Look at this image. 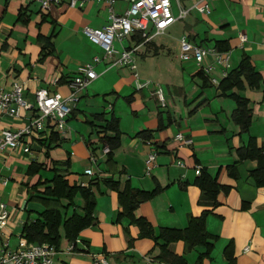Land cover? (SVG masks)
Wrapping results in <instances>:
<instances>
[{"label":"crops","instance_id":"1","mask_svg":"<svg viewBox=\"0 0 264 264\" xmlns=\"http://www.w3.org/2000/svg\"><path fill=\"white\" fill-rule=\"evenodd\" d=\"M171 1L175 16L181 9L188 10L187 15L177 19L160 41L151 39L138 44L141 52L153 49L152 55L141 58L170 55L173 50L168 38L173 36L178 37L179 58L183 35H188L192 43L211 47L218 40H227L231 48L228 67L218 65L212 55L204 60V66H215L208 74L209 79L214 76L218 80L212 84L208 78L206 84L197 74L200 66L195 61L180 60L185 63L180 71L182 78L177 82L168 80L166 106H162L155 95L162 77H142L138 71L142 79L152 82L137 90L132 69L114 65L85 34L86 27L101 28L108 23L107 0H86L77 7L63 0L49 10H42L37 0H0V89L22 85L23 97L31 106L21 110L19 117L0 108V131L19 129L34 118L38 89L69 95L68 82L81 65L92 64L98 74L77 93L78 100L63 131L47 126L28 138L30 152L22 148L0 152V203H6L9 210L8 219L0 226V246L8 242L11 248L13 238L19 239L13 248L32 243L22 234V227L45 209L39 200L29 201L37 192L33 187L40 179H52L57 169L70 183H91L96 207L93 224L77 237L81 241L77 250L68 252L73 241L63 238L53 264H93V255L98 253H104L110 264H173L158 258L162 240L140 237L139 227L129 217L120 219L119 192L109 186L108 180L117 181L120 190L127 181L142 190H153L157 185L164 189L134 211L136 217L150 221L156 235L163 227L185 228L190 214L211 210L206 227L218 239L202 264H228L224 250L230 242L234 247L233 264H264V185L257 186L250 175L257 162L241 161L237 176L228 169L239 161L237 150L252 136L259 146L264 144V0H206L211 8L209 13L195 7L198 0ZM130 3L131 0H116L112 7L123 13ZM137 33L142 36L135 31L118 42L135 46ZM241 34L247 37L244 42ZM244 55L250 57L262 76L259 88H251L244 80L243 89L227 92H236L249 100L252 122L245 132L233 119L236 100L222 95L219 88L223 71L238 67ZM194 63L198 68L193 69ZM188 75L190 87L186 83ZM112 117L119 121L120 136L108 161V154L102 151L106 144L102 137L103 126ZM161 124L163 128H159ZM179 133L192 139V143L185 145L177 140ZM153 152L157 153L156 161L148 173L146 159ZM179 160L184 165L178 164ZM32 163L43 164V168L30 173ZM198 166L229 189L218 193L215 206L200 202L201 189L195 183ZM88 168L93 169V175L86 174ZM31 201L37 202L33 204L36 206L24 212ZM83 204V198L77 195L75 206L62 211L66 216L75 210L84 214ZM168 248L188 264H196L199 255L206 251L201 245L190 248L183 240L171 242Z\"/></svg>","mask_w":264,"mask_h":264},{"label":"built area","instance_id":"2","mask_svg":"<svg viewBox=\"0 0 264 264\" xmlns=\"http://www.w3.org/2000/svg\"><path fill=\"white\" fill-rule=\"evenodd\" d=\"M42 10H49L53 4H59L63 0H37ZM86 0H69V6H83ZM116 0H107L110 6L109 20L101 28L86 27L84 32L88 38L98 44L104 51L106 57L112 59L114 65H127L134 74V83L137 90L149 86L150 79H142L137 71L134 52L140 45L118 49L115 41L122 42L135 31H140L146 41L153 39L156 35H161L179 18H184L188 10L181 9L178 16L172 11L171 0H131L129 7L123 13L114 11L112 5ZM204 2V3H202ZM195 7L202 13L211 11L210 5L206 0H198ZM241 41L247 39L245 34L240 35ZM212 55L215 62L221 67H228V52H220L215 47L204 46L192 43L188 35H183L180 39V59L182 61H195L206 75L210 74L214 65L204 66V60ZM100 61V57H96ZM227 70L223 71V77L227 75ZM98 77L92 64L81 65L77 73L69 80L71 88L69 95H63L59 91H49L40 88L36 91V115L24 127L16 130L4 129L0 131V152L5 149L22 148L25 152H30L28 138L35 132L44 130L51 126L59 131H63L68 118L76 105L77 93L86 88L87 85ZM212 83L218 82L217 78L210 76ZM24 88L20 84H15L11 90L0 89V108L4 113L14 117L21 115V110L30 108V104L23 97ZM155 95L162 106H166L165 89L158 84ZM15 105V107H13ZM175 138L185 145H190L192 139L183 133H179ZM104 154L110 152V146L105 144L102 148ZM157 153H151L146 159L148 173H150L156 161ZM178 164L184 165L179 160ZM86 174L93 175L92 168L86 169ZM196 173H201V166L196 168ZM9 210L7 204L0 203V226L8 219ZM76 239L68 247L67 251L72 252L75 245L80 243ZM58 248L48 242L44 243H26L23 246L9 248L8 242L0 246V264H53L54 258L58 253ZM93 264H110L108 257L104 253L93 255Z\"/></svg>","mask_w":264,"mask_h":264},{"label":"trees","instance_id":"3","mask_svg":"<svg viewBox=\"0 0 264 264\" xmlns=\"http://www.w3.org/2000/svg\"><path fill=\"white\" fill-rule=\"evenodd\" d=\"M135 39L137 45L145 40L139 33L135 35ZM214 47L220 52H228L231 48L227 40L216 41ZM197 74L205 79L206 84H208V81L212 84L208 75L202 69H199ZM207 78L208 81L206 80ZM244 80L247 81L251 88H259L262 80L260 72L255 68L248 55H244L239 66L228 71L227 75L219 83L222 95H230L236 100L237 107L233 113V119L240 125L243 132L249 130L252 122V110L249 106V100L236 92L230 94H227V92L234 88L239 90L243 89ZM118 122L117 117H112L103 126L105 134L102 138L110 146L108 161L111 160L113 149L119 144L120 130ZM159 128H163V125L161 124ZM109 133L113 135H109ZM237 152L239 161L228 166L230 173H234V176H237L238 164L241 161L246 159L256 160L257 167L250 171V175L254 178L257 186H263L264 144L259 146L256 138L252 136L249 142L241 146ZM41 168H43V164L32 163L29 167V172H38ZM55 170L56 172L52 179H40L34 185L33 188L37 192L30 197L29 201L37 199L44 205L45 209L39 213L36 219L26 221L22 227V234L30 242H48L55 245L59 250L63 238L75 242L79 233L93 224L96 196L92 190L91 183L88 185L70 183L57 169ZM107 183L119 192V201L122 205V212L119 214L120 219L122 217H129L131 223L139 227L140 237H150L155 239L156 242L162 240L160 244L161 252L158 255L160 260L173 264H188L185 258L175 255L168 248L171 242L177 240H183L190 248L197 245L206 248V251L199 255L196 264H202L205 258L210 257L215 242L218 239V236L210 233L206 227V219L211 210L205 209L199 215L190 214L188 217V225L185 228L163 227L156 235L150 221L145 217H136L134 211L142 202L154 198L162 190V187L157 185L153 190H142L132 187L129 181H127L124 188L120 190L117 181L108 180ZM195 183L201 189L200 202H208L214 206L218 204V193L221 190H229L228 187L221 185L216 177L211 176L204 170H201V173L195 179ZM42 185L45 187L40 189L39 187ZM77 195H81L84 200L82 207L84 214H79L75 210L71 215L66 216L62 209L75 206V198ZM62 199H66L67 203L62 202ZM76 247L77 244L74 250H77ZM224 256L228 264L235 262L232 242L226 246Z\"/></svg>","mask_w":264,"mask_h":264},{"label":"rangeland","instance_id":"4","mask_svg":"<svg viewBox=\"0 0 264 264\" xmlns=\"http://www.w3.org/2000/svg\"><path fill=\"white\" fill-rule=\"evenodd\" d=\"M163 36H164L163 34L156 35L153 39H155L156 41H160L161 37H163ZM173 38H175V39H173ZM173 38H168V41L170 43H172V50H173V52H171L170 55H168V53H167L166 55H162L160 57L150 56L149 58H141V56L146 57L148 55H152L153 49L145 50V51L141 52L140 47H139V49L136 52L137 56L135 54V57H134L135 62H136L137 67H138L137 71L140 72L142 77L143 76L153 77L154 75L158 76V77H162V81H161L162 83L161 84L164 87L166 94H168V80L170 79L171 82L180 81V79L182 78V74H181V72L183 71L182 68H183V65L185 64V63L182 64L180 62L181 59L179 58V48L177 46L178 37L176 38L173 36ZM124 40H126V38ZM115 44L116 45L118 44L117 45L118 49L123 48V46L120 45V43L118 41H116ZM138 53L140 54V56H138ZM171 61H173V62H171ZM196 65L197 64L194 63L193 69L198 68V65L197 66ZM167 67L170 68L169 72L165 71ZM187 77H189V78H187L186 83L190 87V86H192V83L190 80L191 76L188 75ZM174 78H175V80H174ZM171 84L172 83H170V86H172ZM91 108H94V105ZM46 174L47 173H45V175ZM162 191H164V189L161 190L158 194H160ZM34 203H37V202L31 201L29 203L27 209L24 210V212H28V210L31 208V206H33V207L36 206V205H33ZM18 240H19L18 238L17 239L13 238L12 241L10 242V247L13 248V246L15 245V242H18Z\"/></svg>","mask_w":264,"mask_h":264}]
</instances>
